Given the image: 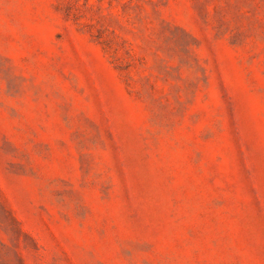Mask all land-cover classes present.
Returning a JSON list of instances; mask_svg holds the SVG:
<instances>
[{"label":"rangeland","instance_id":"obj_1","mask_svg":"<svg viewBox=\"0 0 264 264\" xmlns=\"http://www.w3.org/2000/svg\"><path fill=\"white\" fill-rule=\"evenodd\" d=\"M0 264H264V0H0Z\"/></svg>","mask_w":264,"mask_h":264}]
</instances>
